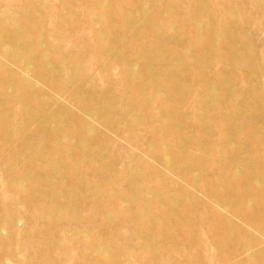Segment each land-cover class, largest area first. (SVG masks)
I'll return each mask as SVG.
<instances>
[{
  "label": "rangeland",
  "instance_id": "1",
  "mask_svg": "<svg viewBox=\"0 0 264 264\" xmlns=\"http://www.w3.org/2000/svg\"><path fill=\"white\" fill-rule=\"evenodd\" d=\"M150 1L161 9L157 16L161 25L170 23L175 37L172 43L177 41L181 44V52L186 56V63L180 65L181 70H188V62L193 56L189 48L191 40L199 35L193 26L200 32L210 18L216 21L217 16L221 23L231 15L239 17L241 27L237 28V33L243 28L256 46L254 55L250 57L252 61L248 63L246 58L247 64L230 73L226 51H221L218 58L208 56L210 72L205 76L203 86L186 73L183 80L187 89L182 95L167 88L147 108L121 90L116 72L126 51L118 45L113 46L111 52L116 57L103 71L99 63L105 54H101L99 43L91 39L92 32L82 13L83 4L69 0L68 7L77 16L72 26L59 22L61 0H54V49L48 52L54 57V100L66 106L75 104L73 88L82 84L95 94L93 102L97 107L109 110V120L114 126L105 132L101 120H93L95 132L82 143L78 136L85 120L79 109L72 107L74 117L70 128L60 133V138H67L68 153L66 159L58 158L59 167L63 170L61 185H47L55 177L51 170L40 175L31 173L37 169L38 161L29 156L18 158L20 143L0 142V264H264V215L261 220H251L241 217L246 210L241 213L240 210H225L228 221L219 229V234H215L209 224L213 202L207 187V183L214 187L213 195L218 205L229 209L231 199L237 205L248 200L254 206H260L264 214V203H261L264 192L259 191L264 188L263 165L258 164L248 184L245 175L234 174L233 184L228 187L222 181L223 174L219 169L208 168L194 180L191 174L183 178L180 172L166 167L159 160L160 153L168 152L163 145L171 136L170 131L164 128V118L174 116L179 106L183 116L191 117L193 101L202 89L214 83L212 73L222 74L238 93L249 86L246 73H254V86L260 94L258 103L264 105V4H259L258 0H223L224 6L218 15L212 12V5H218L221 0H202L201 4L208 12L207 19L202 22L189 18L185 12L186 0H171V3L169 0ZM105 2L108 5V0ZM137 3V0H129L131 8ZM145 4L142 2L141 10L144 20L154 19L153 9ZM169 8L175 16L173 22L164 13ZM1 9L10 8H5L0 0ZM0 18L6 16L0 14ZM7 18H11V13ZM75 28L76 32L73 31ZM109 29L113 32L122 30L119 26ZM212 29L217 31L221 28ZM14 31L20 35L19 29ZM235 33L232 34L237 36ZM44 34L51 37L48 30ZM73 40L80 47H76V52L72 50ZM231 47L242 48L236 42ZM166 49L161 46L158 51L163 53ZM210 57H213L212 61ZM240 57L244 58L243 55ZM3 61L0 56V62ZM28 77L32 80L31 73ZM108 88L113 89L110 94L106 92ZM210 109L215 110L216 107ZM211 110H208L209 114ZM127 112L139 115L140 123L127 127ZM204 112L208 113L207 110ZM208 125L217 153L229 160L241 159L240 145L226 143L228 135L221 133L220 126L213 122ZM30 130L26 126L17 133ZM103 134L108 137L106 144ZM259 138L264 140V120L259 128ZM152 140L155 142L153 146ZM48 144L49 152L60 156L62 152ZM86 154L93 155L92 164L86 161ZM136 162L150 164L153 175L167 178L171 184L165 193L178 197L180 206L163 200L146 204L141 198L154 191L155 186L151 176L145 180L129 177ZM256 163L263 162L257 159ZM196 165L197 161L193 160L191 171L196 169ZM224 169L228 171L229 167ZM27 173L32 174L33 180L45 177L47 183L41 186L20 183ZM39 190L54 197V208L47 213L49 219L46 216L47 202ZM21 193H30L29 200H24ZM65 195H69L68 199ZM162 195L160 193L159 197ZM86 248H99L104 255L93 254Z\"/></svg>",
  "mask_w": 264,
  "mask_h": 264
},
{
  "label": "bare ground",
  "instance_id": "2",
  "mask_svg": "<svg viewBox=\"0 0 264 264\" xmlns=\"http://www.w3.org/2000/svg\"><path fill=\"white\" fill-rule=\"evenodd\" d=\"M7 1L11 4L8 5L6 0H1V3L4 2L5 8L10 9L0 10V14L6 16L4 19L0 18V56L4 59L0 62V142L20 143L18 158L29 156L38 161L37 169L31 173L40 175V173L51 170L55 175L53 181L47 183L45 177H37L33 180L32 174L27 173L24 175L25 180L22 177L20 183H26V186L32 184L41 186L44 183L61 185L63 170L59 167L58 158L66 159L68 153L67 138H60V133L70 128V122L74 117L72 107L79 109L85 120L78 136L82 143H85L89 135L95 132L93 120L100 119L105 132L110 130L114 124L109 120V110L99 105L97 107L93 102L95 94L82 84L73 88L76 96L75 104L66 106L59 100H54V81L56 80L54 78V57L48 55V52L54 49V0ZM78 1L83 4L82 13L86 16L87 27L92 32L91 39L99 43L101 54H105L104 59L99 63L102 70L105 71L107 65L116 57L111 52L113 46L118 45L124 49L126 55L120 59L119 71L116 72L121 82V90L125 95L143 103L147 108H150L154 98L161 95L167 88H172L177 91L176 94L182 95L187 89L183 80L186 73L191 74L195 83L201 86L205 76L210 72L208 56L218 58L221 51H226L227 70L231 73L237 67L247 64L246 58H248V63L251 62L250 57L254 55L256 48L243 28L239 30V34L237 33V28L241 27L238 16L231 15L222 23L218 16L216 21L210 18L200 32L199 28L196 29L193 26V30L199 35L191 40L189 48L193 56L188 62V70H181L180 65L186 63V56L184 57L181 52L180 43L177 41L172 43L175 37L169 27L170 23L161 25L157 18L161 9L154 6L153 2L137 0V5L131 8L129 0H108V5L105 0ZM201 1L186 0L185 12L189 18L205 22L208 12L202 6ZM263 1L258 0V3L264 4ZM68 2L69 0H61L58 20L74 26L77 16L68 7ZM142 2H146L145 5L153 9L154 19L144 20L141 12ZM169 2L171 3V0ZM223 3L224 1L221 0L218 5L213 4L212 12L219 15L224 6ZM8 12L11 13V18H7ZM164 13L171 22L174 21L175 16L171 8ZM111 26H119L122 30L113 32L109 29ZM216 27L221 29L217 31L212 29ZM16 29H19L20 35L14 31ZM45 30L49 31L50 38L45 36ZM76 30L75 28L73 31L76 32ZM231 32L238 35L234 36ZM76 42L73 40L72 45V50L75 52L79 45ZM234 42L242 46L241 50L231 47ZM161 46L168 49L160 53L158 49ZM223 46L228 48H223ZM241 55L244 58L240 57ZM212 58L210 57V61ZM215 58L213 60H216ZM29 73L32 75V80L28 77ZM246 74L249 86L238 93V90L222 74L212 73L214 83L202 89L201 94L193 101L191 117L183 116L179 106L176 107L177 112L174 116L164 118V128L170 131L171 136L163 145L168 152L160 153L159 160H162L166 167L180 172L183 178H188L191 174L194 180L198 179L196 175L200 176L208 168H216L223 174L222 181L228 187L233 184L234 174L245 175L246 184H248L251 181L250 176L255 175L258 164L263 165L264 168V140L259 138V128L264 120V105L258 103L260 94L254 86L256 85L253 79L254 73ZM112 90L108 88L106 92L110 94ZM214 106L216 109L211 110L210 108ZM204 110L212 112L209 114ZM210 122L217 127L220 126L221 133L228 135L226 143L233 142L240 145L243 153L241 159L229 160L217 153V146L213 144L208 125ZM138 123H140L139 115L126 113L127 127H133ZM26 126L31 128L29 132L17 133ZM145 128L149 129L148 126ZM103 139L106 144L107 135L103 134ZM48 143L52 144L56 151L62 152L60 156L49 152L46 145ZM151 145H155L153 140ZM150 149H152L151 146ZM192 151L194 152L191 153ZM91 158H94L92 154L85 155L86 161L92 164L93 159ZM257 159L263 163H256ZM193 160L197 161V165L196 169L191 171ZM226 167H229L228 171L224 169ZM8 171L12 172V169L8 168ZM28 174L31 175L28 176ZM148 176L152 177L155 190L141 198L146 204L151 205L158 200H163L180 206L178 197L165 193L171 184L169 180L153 175L150 164L136 162L129 173L131 179L145 180ZM207 187L213 202V216L209 224L212 229L214 228L215 234H219V229L228 221L225 210H235V212L240 210V213L246 210L241 217H249L251 220L263 219L262 208L254 206L248 200H243L237 205L231 199L229 209L218 205L213 195L214 187L209 183ZM259 191L264 192V188ZM160 193H163L161 197H159ZM39 194L47 202L46 216L49 219L47 213L54 208V197H49L42 190H39ZM21 195L24 200L30 198V193H21ZM64 197L68 199L69 195ZM261 203H264L263 198ZM86 250L93 254L104 255L99 248H86ZM222 255L225 256L223 253Z\"/></svg>",
  "mask_w": 264,
  "mask_h": 264
}]
</instances>
